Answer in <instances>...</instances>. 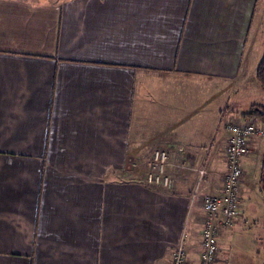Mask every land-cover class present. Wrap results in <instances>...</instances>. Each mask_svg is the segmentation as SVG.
<instances>
[{
    "label": "crops",
    "instance_id": "obj_1",
    "mask_svg": "<svg viewBox=\"0 0 264 264\" xmlns=\"http://www.w3.org/2000/svg\"><path fill=\"white\" fill-rule=\"evenodd\" d=\"M261 1L0 0V264H170L180 244L199 264L226 122L261 86ZM157 148L171 188L131 168ZM263 155L255 138L218 264L264 210Z\"/></svg>",
    "mask_w": 264,
    "mask_h": 264
},
{
    "label": "built area",
    "instance_id": "obj_2",
    "mask_svg": "<svg viewBox=\"0 0 264 264\" xmlns=\"http://www.w3.org/2000/svg\"><path fill=\"white\" fill-rule=\"evenodd\" d=\"M230 133L228 142L223 149L226 171L223 174V186L218 194L206 195L203 198L205 220L202 229L201 251L199 264H218L220 247L219 235L223 228L231 227L241 216L240 191L245 167L243 159L250 152V145L255 138H264V125L256 119L240 120L230 117L226 122ZM171 165L169 152L164 148L154 150L146 163L134 161L131 168L142 172L148 183L166 188L174 185L172 174L168 171ZM173 165V164H172ZM179 170L199 171L207 174V169H196L189 165L176 164ZM188 248L178 245L173 252L170 264H188Z\"/></svg>",
    "mask_w": 264,
    "mask_h": 264
},
{
    "label": "rangeland",
    "instance_id": "obj_3",
    "mask_svg": "<svg viewBox=\"0 0 264 264\" xmlns=\"http://www.w3.org/2000/svg\"><path fill=\"white\" fill-rule=\"evenodd\" d=\"M261 3H264V0ZM262 31V49H264V28ZM242 96L241 106L244 110H251V103H259L264 106V89L259 85L253 91ZM257 192L258 194L261 193L260 190ZM257 216L259 219L248 225L249 228L246 231V235L242 238V243L239 242L232 249L224 252L227 259L230 256L229 264H264V250H262L264 248V210H260Z\"/></svg>",
    "mask_w": 264,
    "mask_h": 264
},
{
    "label": "trees",
    "instance_id": "obj_4",
    "mask_svg": "<svg viewBox=\"0 0 264 264\" xmlns=\"http://www.w3.org/2000/svg\"><path fill=\"white\" fill-rule=\"evenodd\" d=\"M256 79L257 82L262 86L264 89V52L261 57V60L258 64L257 70H256ZM247 116L253 119H256L257 121L261 122L264 125V106L263 105H253L251 110L247 113ZM261 190L264 192V155H263V163H262V170H261Z\"/></svg>",
    "mask_w": 264,
    "mask_h": 264
}]
</instances>
